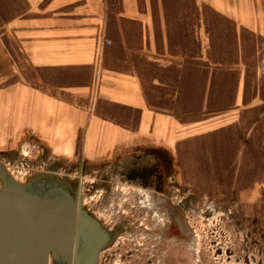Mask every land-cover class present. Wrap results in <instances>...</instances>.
Here are the masks:
<instances>
[{
  "label": "crops",
  "instance_id": "obj_1",
  "mask_svg": "<svg viewBox=\"0 0 264 264\" xmlns=\"http://www.w3.org/2000/svg\"><path fill=\"white\" fill-rule=\"evenodd\" d=\"M180 1L0 0V152L27 143L76 163L78 172L106 167L162 177L176 163L179 142L222 127L217 116L181 118L190 110L186 85L194 68L206 67L208 43L206 17ZM192 1L234 25L237 54L241 32L264 37V0ZM169 4L178 11H167ZM149 79L166 85L157 88L159 98H178L183 112L153 104Z\"/></svg>",
  "mask_w": 264,
  "mask_h": 264
},
{
  "label": "rangeland",
  "instance_id": "obj_2",
  "mask_svg": "<svg viewBox=\"0 0 264 264\" xmlns=\"http://www.w3.org/2000/svg\"><path fill=\"white\" fill-rule=\"evenodd\" d=\"M22 7L17 5V11ZM166 8L178 11L177 4ZM186 9L206 17L208 46L202 65L213 66L215 60L221 61V66L232 63L237 69L233 77L237 83L239 77L240 85L235 91V105L210 114L215 105L233 98L232 76L215 75L207 107L206 67L202 66L201 73L197 68L191 72L192 81L186 85V110H190L181 116L193 123L217 116V123L223 126L177 144L176 163L162 174L164 196L153 186L125 179L119 169L85 168V173L78 172L76 163L42 156L27 143L0 152L7 173L23 185L49 172L66 181L73 191L82 184L83 194L78 198L85 197L101 223L116 233L101 252L99 264H264V37L241 32L243 49L237 54L230 21L192 0ZM196 22L191 21L194 57L199 53ZM255 44L260 48L257 54ZM148 86L156 88L150 92L153 104L167 106L172 102L171 97L159 98L157 88L167 91L166 85H153L149 79ZM174 87L170 85V89ZM182 107L178 104L176 112L182 113ZM163 197L178 215L182 231L176 223L167 224Z\"/></svg>",
  "mask_w": 264,
  "mask_h": 264
},
{
  "label": "water",
  "instance_id": "obj_3",
  "mask_svg": "<svg viewBox=\"0 0 264 264\" xmlns=\"http://www.w3.org/2000/svg\"><path fill=\"white\" fill-rule=\"evenodd\" d=\"M0 177V264H98L115 234L83 208L66 181L49 172L23 185L1 162Z\"/></svg>",
  "mask_w": 264,
  "mask_h": 264
},
{
  "label": "flooded vegetation",
  "instance_id": "obj_4",
  "mask_svg": "<svg viewBox=\"0 0 264 264\" xmlns=\"http://www.w3.org/2000/svg\"><path fill=\"white\" fill-rule=\"evenodd\" d=\"M86 174H83V177L85 176ZM160 173L158 174H153V173H144V172H141V170H137V171H132V172H128V173H125L124 174V178L127 179V180H130L131 182H136V183H140L141 185H146V186H153V188L156 190V192L160 195V196H164V194L161 192L163 190V183H162V177H160ZM79 179V177H78ZM80 181V180H79ZM78 181V182H79ZM81 187H82V184L79 185V187L76 188V192L79 194H83L81 193ZM159 197V196H158ZM161 201H162V205L163 207L165 208V212H164V215H166V219H167V224L169 226H171L173 223H176V225L178 226V228L182 231L183 230V225L182 223L180 222V219L178 217V215L175 213V211L173 209H170V206H169V203L168 201L166 200V198H161ZM81 202H82V205H83V208L85 210H87L93 217H95L97 220H99L97 214H95L94 210L91 208V206L85 202V197H82L81 196ZM99 222L101 223V221L99 220ZM102 224V223H101ZM102 226L108 230V231H111V229H108V227L106 228L103 224ZM113 232V231H111ZM114 234H116L114 232ZM185 235V234H184ZM115 236V235H114ZM109 245V244H108ZM107 245V246H108ZM81 246H82V243L80 242V247H79V250H81ZM105 246V247H107ZM105 247H103L102 249H100L99 251V258H100V254L101 252L103 251V249H105ZM49 264H58L56 263L55 261H53L52 259L50 260ZM98 264H99V259H98Z\"/></svg>",
  "mask_w": 264,
  "mask_h": 264
},
{
  "label": "trees",
  "instance_id": "obj_5",
  "mask_svg": "<svg viewBox=\"0 0 264 264\" xmlns=\"http://www.w3.org/2000/svg\"><path fill=\"white\" fill-rule=\"evenodd\" d=\"M221 63V61H217V60H215L214 61V65L212 66V65H207V67H206V73H208V75H209V79H208V94H209V97H208V99H206V102H207V104H206V106L207 107H210V101H211V98L212 97H210V94H211V88H212V86H213V84H214V80L216 79L215 78V75H217L218 73H227L226 75H230V76H232L229 80L232 82V84H233V88H232V90H233V98L231 97V99H230V101H228L226 104H220V105H215V108H213V109H210L208 112L210 113V114H212V113H216V114H218V113H220V112H223V111H225V110H227V109H229L232 105H235V103H236V98H235V91H237L238 90V88H239V83H240V79H239V77H238V83H237V77H235V79H234V77H233V73L237 70V69H234V67H233V64L232 63H227L225 66H221L222 65V63H221V65H218V64H220ZM208 70V71H207ZM238 72V71H237ZM236 72V73H237ZM239 73V72H238ZM161 77V79H162V76H160ZM233 78V79H232ZM229 80L227 81V82H229ZM233 80V81H232ZM178 87V86H177ZM179 88V87H178ZM217 98V97H216ZM219 99V98H218ZM213 100H217V99H213ZM217 102V101H216ZM216 102H214V104L216 103ZM174 107H172L173 109H176V107L178 106V104H179V99L178 98H176V100L175 101H172L171 103H169V106H170V109H171V105ZM160 105H163L162 103L160 104ZM165 108H167L166 106H165ZM173 111V110H172ZM180 116V115H179ZM181 118L182 119H184L182 116H181ZM185 121H187L186 119H185Z\"/></svg>",
  "mask_w": 264,
  "mask_h": 264
},
{
  "label": "bare ground",
  "instance_id": "obj_6",
  "mask_svg": "<svg viewBox=\"0 0 264 264\" xmlns=\"http://www.w3.org/2000/svg\"><path fill=\"white\" fill-rule=\"evenodd\" d=\"M4 166V164H3ZM10 175V174H9ZM11 176V175H10ZM17 182V181H16ZM4 187V180L0 177V191L3 189Z\"/></svg>",
  "mask_w": 264,
  "mask_h": 264
},
{
  "label": "built area",
  "instance_id": "obj_7",
  "mask_svg": "<svg viewBox=\"0 0 264 264\" xmlns=\"http://www.w3.org/2000/svg\"><path fill=\"white\" fill-rule=\"evenodd\" d=\"M110 42H111L110 40H104L103 43H107V44H109Z\"/></svg>",
  "mask_w": 264,
  "mask_h": 264
}]
</instances>
